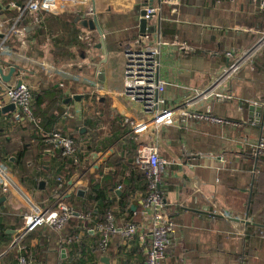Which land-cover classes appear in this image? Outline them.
I'll list each match as a JSON object with an SVG mask.
<instances>
[{
	"label": "crops",
	"instance_id": "crops-1",
	"mask_svg": "<svg viewBox=\"0 0 264 264\" xmlns=\"http://www.w3.org/2000/svg\"><path fill=\"white\" fill-rule=\"evenodd\" d=\"M148 1L92 0L96 12L93 21L83 17L80 8L61 15L40 13L37 22L28 15L20 19L18 25L25 29L27 46L21 49L13 36L4 42L9 51L0 54V69L4 75L9 73L10 68L15 69L5 84L26 83L33 99V93L48 90V97L41 108L49 106V102L53 103L48 116H57L55 130L62 131L68 126L72 128L73 123L82 121L94 110L104 115L107 121L100 128L108 131L110 122H115L125 130V134L107 144L112 133L108 131L106 141L99 140V146H104L103 149L86 154L84 151L81 153L82 149L76 144L78 154L83 158L79 169L66 179L68 173L61 164V158L56 157L58 151L44 140L49 136L42 132V126L47 127L46 120L40 123L41 120L36 117L31 122L34 127L30 126L27 131L30 138L25 145L31 155L24 162L25 173L19 175L17 168H12L15 162L13 155H2L10 163L11 185L5 194L1 192L5 200L0 203V210L6 209L8 216L23 221V215L34 208L55 209L58 202L66 203L65 199H70L72 194L74 203H80L90 183L105 184V188L112 193L111 199L113 194L119 197L125 188L133 185L135 189L127 193L132 216L119 212L115 205L111 214L117 226L128 223L127 218L130 217L136 222L132 224L139 226V233H147V221L143 216L146 188L132 161L138 145L156 144L159 156L166 162L160 191L168 215L176 225L178 239V245L168 250L161 264H264V232L253 229L264 228L254 225L258 223L247 213V203L262 168V163L251 157V151L254 141L264 136V116H260V122L255 126L247 122L250 102H264V76L255 75L253 67L264 50L250 68H245L230 80L226 91L232 94L231 101L218 103L212 100L205 105L188 106L187 112L192 115L206 113V105H210V115L227 123L214 124L176 116L171 126L135 133L124 119L137 121L141 117L140 107L128 104L119 95L122 77L112 67L110 60L105 59L98 32L88 26L94 41L89 54L80 41V48L71 43V19L78 31L77 39L84 23L94 24L95 20L94 28L105 34L112 43L137 39L141 35L139 12L144 8L142 4ZM157 1L153 0V3L158 4ZM8 4L0 0V21L6 27L17 17L15 10H5ZM137 5H140L139 11L136 10ZM51 21H54L53 34L51 37H41L38 42L37 33L41 29L46 30ZM150 28L157 31L162 40L179 42L192 49L189 52L181 51L170 44L160 49L158 78L165 83L163 96L167 105H176L194 91L211 85L225 69L224 52L227 49L247 50L258 40L264 32V0H180L176 4L161 5L159 14L151 20ZM3 38L0 35V43ZM51 38L60 40V46L64 45L68 53L75 56L60 54L55 50ZM44 68L54 71L46 72ZM81 69L89 83L67 80L65 85L68 89L64 91L58 88L64 79H60L55 72L62 70L73 74ZM99 74L103 75L102 78L98 77ZM94 83L99 87L98 92L92 86ZM50 87L53 88L48 89ZM93 100L97 105H91ZM56 108L61 110L60 116ZM66 113L71 117H67ZM20 119L24 118L6 102L0 91V137H4L6 142L9 135L19 131ZM34 130L39 136H34ZM84 133L86 129L83 128L80 134ZM81 144L85 146L87 139ZM108 153L111 155L106 156ZM57 178L61 179V186L65 183L61 195L57 193L60 186L53 188ZM92 223L91 220L87 226L67 225L60 233L49 228L54 236L47 240L41 239L39 228L23 240L20 248L36 253L32 259L35 264L142 262L145 251L138 236L128 242V248L116 236L109 248L101 252L97 248V236L87 231ZM1 224L8 237H0V264H17V251L11 248V243L22 224L5 220ZM68 240L70 243H67ZM11 250L15 255L8 254Z\"/></svg>",
	"mask_w": 264,
	"mask_h": 264
},
{
	"label": "built area",
	"instance_id": "built-area-1",
	"mask_svg": "<svg viewBox=\"0 0 264 264\" xmlns=\"http://www.w3.org/2000/svg\"><path fill=\"white\" fill-rule=\"evenodd\" d=\"M180 0H158V4L144 7L146 27H150L151 20L159 14L160 6L164 4H176ZM263 4V3H262ZM77 8L81 9L83 17L91 21L96 18V12L92 0H27L21 6L14 2L8 4L5 10H15L17 17L9 27L0 21V35L3 41L0 43V54L9 50L4 42L9 36H13L20 44V48L27 46L25 29L19 27V21L24 15L33 17L37 22L40 13L61 15L70 13ZM96 22V20H95ZM94 24L96 25V23ZM99 44L104 50L105 59H109L113 68L120 72L122 90L120 96L130 105H138L141 117L131 122L125 118L133 132L141 133L148 130H158L161 127L171 126L176 116L192 117L198 121H209L214 124L227 123L225 120L210 115V105H206V113L187 112L189 105L206 104L214 100L222 103L231 101L232 94L226 91L232 78L237 76L245 68H250L258 55L264 50V32L258 40L247 50L236 51L227 49L224 52L226 59L225 69L214 78L211 85L191 93L180 104L167 105L163 96L165 83L158 78L160 49L165 45L177 46L179 50L189 52L192 49L179 42L169 43L162 40L157 31L144 32L137 39L123 43H112L108 37L97 28ZM88 26H83L78 40L87 48V53L94 47L91 32ZM18 84V83H17ZM7 85L3 82V72H0V89L6 102L29 122L34 121L33 95L30 87L20 81L19 85ZM95 91H99L97 84L92 85ZM253 107H264V102H250ZM71 117L70 114H65ZM260 122V115L253 113L248 119L250 125L255 126ZM47 142L66 158L74 166H78L81 158L75 141L69 136L59 132H53L47 137ZM252 151L255 156L264 155V136L254 141ZM132 164L134 168L144 175L146 181V195L143 199V216L147 221L145 226L147 233H139V226L132 223H124L122 226L115 224L114 217L107 213L103 222H93L88 232L97 236V248L105 252L113 241L119 236L126 248L133 237L138 236L139 243L144 246L145 256L142 262L137 264H161L168 250L178 245L176 225L168 215L165 200L160 191L161 176L166 162L159 156L156 144L138 145ZM10 169L0 163V190L5 194L11 185ZM60 179L57 178V181ZM218 182V180H216ZM119 189V188H118ZM77 214V215H75ZM72 217H77L84 225L91 221L89 213H77L64 202H58L55 209H37L23 215V226L17 231L11 248L17 249V264H35L31 257L21 253L20 244L26 235L37 228L46 226L58 233L62 232ZM89 228V227H88ZM70 243V240L67 241Z\"/></svg>",
	"mask_w": 264,
	"mask_h": 264
},
{
	"label": "trees",
	"instance_id": "trees-1",
	"mask_svg": "<svg viewBox=\"0 0 264 264\" xmlns=\"http://www.w3.org/2000/svg\"><path fill=\"white\" fill-rule=\"evenodd\" d=\"M11 1L16 3L17 5H21V6H23L27 2V0H5V3L8 4ZM24 16H26V15H24ZM58 17H61V16H57L56 18H58ZM53 22L54 21H51V23L49 22L47 24L46 30H44V29L39 30V32L37 33V39H39L38 42H40L41 37H44V36L51 37V34H53V27H52ZM70 22H71L70 24L72 26V33H70L72 36L71 43L72 44L74 43L76 47L80 48L81 45H79V43H78L79 40L76 38L78 31L75 28V24H74L72 19L70 20ZM161 27H164V26H161ZM71 36H70V38H71ZM51 40L54 42L53 45L55 46L54 47L55 50L60 52V54H62L63 56L67 55V56H70L72 58L75 56L71 53L69 54L68 50H67L68 48H64V45L60 46V44H59L60 40L58 41V40L52 39V38H51ZM33 49H36V48H33ZM253 67H254V74L255 75H257L259 77L264 76V52L262 53L261 56H259L255 60ZM59 84H58V86H59ZM51 88H53V87H50L48 89H51ZM58 88L62 89L64 91L66 89H68L67 86L65 85V82L62 85H60ZM46 93L48 94L49 91L48 90L47 91H41V92H38L37 94L33 93L34 99H33V105H32L34 119L36 117L39 118L41 120L40 123H43V120H46L45 125L47 127L42 126V128H43L42 132L45 135L46 134L48 135V134L53 133L55 131L61 133L64 136L66 134L75 141V144H77V146L79 148L82 149V151L80 150L81 153L84 151V153L86 154V153H90L91 151H94V150L97 151V150L103 149L104 146H102V147L99 146V144H100L99 140L106 141L105 139L109 134L108 131H110L112 133L109 134L111 138L108 139L109 142H107V144H111V143L117 141L121 136H123L125 134V130L120 129L115 124V122H110V125L108 126L109 127L108 131L100 128L101 126L106 125L107 121L104 118V115H101L100 113H95L94 110H93V113L89 114L82 121L73 123L72 128H71V126H68L66 129H64L62 131L55 130L56 129L55 124H56V117L57 116L56 117L54 115L48 116V111L50 109L49 107H51V105H53V103L49 102L50 103L49 106H47L45 108H41L42 103L48 97L46 95ZM95 104H96V101H95ZM56 112L58 113V116L61 115V110H59L58 108H56ZM33 125H34L33 123L28 122V120H26L25 118L23 120L20 119L19 120V127H20L19 131H17V133H13V134L9 135V141L8 142L5 141L4 137H2V136L0 137V162L2 163V165L10 168L9 161L6 160L7 158H5V160H4L2 158V155H13V157L15 158V162L12 165V168H14V169L17 168L19 175H22L25 173L26 170L24 167V162L31 155L30 149L26 147L25 143L30 138L28 136L27 131L30 128V126H33ZM83 128L86 129V133L80 134V131ZM34 132H35V135H34L35 137L39 136V133L36 130H34ZM86 139H87V144L85 146H82L81 141L86 140ZM44 140L47 141L46 138ZM56 155H57L56 156L57 158H59V159L61 158V160H62L61 164L66 167L65 172L68 173L66 175V179H68L70 177V174H72L77 169H79L80 165L78 167L74 166L70 163V161L68 159L61 157V155H59V154H56ZM251 157H253L254 159H258L262 163V168L259 171L257 182H256V184L252 190V193L250 195V199L247 203L248 204L247 205V213L249 216L252 217V219H255L254 220L255 223L264 225V155L255 156L253 151H251ZM81 158H83V156H81ZM81 161H82V159H81ZM80 164H81V162H80ZM116 172L118 173L119 171L117 170ZM137 174L139 177H141L143 179V186L146 188V182H145L144 175L139 171H137ZM60 175H62V174H60ZM60 182H61V179L59 181L55 182V184L53 185L54 189H56L58 186H60V188L57 189V193L59 195L62 194V192L64 190L63 185H65V183H63L61 186ZM105 187H106L105 184L99 185L98 183H95L94 185H92V183H90L86 194L80 199V203H77V204L74 203V201H73L74 195L72 194L70 199H67V200L65 199V202L67 201L65 204H67L69 207L73 208V210L79 214L89 213L91 220L93 222H95V221L103 222L104 217L106 216L107 213H111L114 205L118 208L119 212L120 211L123 213L127 212L130 216H132L133 213L130 210V206H129L128 201H127V193L132 192L135 189V188H133V185H130L129 187L125 188L119 197H116V195L113 194L112 199L110 198V194H112V193H109V190ZM1 197H2V195H1V190H0V199H1ZM114 200H117V202L114 203ZM1 206H2V204H0V208H1ZM7 214H8V211L6 209L0 210V237L1 238H7L8 237L6 235V229L1 224V222L3 220L7 221L8 223L15 222V223H18V225L22 224V226H23L22 219L19 220L18 218H13L11 216H8ZM127 222L128 223H134L135 220L132 218L130 219V217H129V218H127ZM67 225H71V226H73V225L74 226H80L81 225L82 226V225H84V223H82L77 217H72L71 220L66 224V226ZM66 226H65V228H66ZM40 228H41V231H40L41 234L39 236L41 237V239L45 238L47 240L48 238H52L54 236V232L52 230H50L48 227L43 226ZM37 229H39V228H37ZM253 229L256 231H259V232H264V229H259V228H253ZM36 230L33 231L32 233L28 234V235L34 234L36 232ZM28 235H26L24 239H26V237ZM69 245L71 248L73 247L72 244H69ZM13 250H15V252L17 251V249H15V248H13ZM1 251H2V247H0V253H1ZM10 253L11 254L13 253V255H15V253L12 252V250L8 254H10ZM21 253L27 257H31L32 259H34V257H36V253L33 252V254H32V252H29L28 250H24V248H22ZM16 256L18 257V252L16 253ZM16 263H17V259H16ZM73 264H83V262L80 261L78 263H73Z\"/></svg>",
	"mask_w": 264,
	"mask_h": 264
},
{
	"label": "water",
	"instance_id": "water-1",
	"mask_svg": "<svg viewBox=\"0 0 264 264\" xmlns=\"http://www.w3.org/2000/svg\"><path fill=\"white\" fill-rule=\"evenodd\" d=\"M152 4H153V0H149L148 2L142 4V7H146V6L151 7ZM0 9H1V6H0ZM144 15H145L144 9L140 10V12H139V29H140L141 34L144 32H151L152 31L150 27H146V20L143 18ZM84 26H89L91 29H94V24L91 22L84 23ZM14 70H15L14 68H10V71L7 75L3 74V82L4 83L9 82L11 75L13 74ZM0 72L2 73L1 69H0ZM102 76H103L102 74H99L98 77L102 78ZM19 84H20V82H18L17 85H19ZM0 91H2V90L0 89ZM254 112H257L258 115H260V116H264V109H262L260 107L249 106V118L250 119L252 118ZM78 193H81V192H78ZM4 200H5V198L2 197L0 199V203ZM75 215H77V214H75ZM236 221H238V220H236ZM245 223L248 224V221H246ZM254 225H256L257 227H260V228H264V225H261V224H254ZM62 253H64V250L62 251Z\"/></svg>",
	"mask_w": 264,
	"mask_h": 264
},
{
	"label": "rangeland",
	"instance_id": "rangeland-1",
	"mask_svg": "<svg viewBox=\"0 0 264 264\" xmlns=\"http://www.w3.org/2000/svg\"><path fill=\"white\" fill-rule=\"evenodd\" d=\"M139 8H140V5H137V7H136V10L138 9V11H139ZM45 69V68H44ZM45 71L46 72H52V71H54V70H52V71H47L46 69H45ZM56 73V75L60 78V79H64V82L65 81H67V80H70V81H73V82H78V83H81V84H83V83H89V79H88V77H87V75H85V74H83L82 73V69L81 70H77V72L76 73H73V74H71V73H68V72H64V71H62V70H58L57 72H55ZM91 103V105L93 104H95L94 103V100H93V102H90ZM114 151H115V149H113ZM111 154L110 153H108V154H106V156H110ZM2 165V164H1Z\"/></svg>",
	"mask_w": 264,
	"mask_h": 264
}]
</instances>
